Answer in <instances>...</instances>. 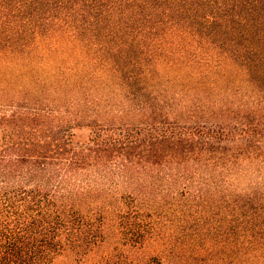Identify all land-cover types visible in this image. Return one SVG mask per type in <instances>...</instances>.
<instances>
[{"label": "trees", "instance_id": "1", "mask_svg": "<svg viewBox=\"0 0 264 264\" xmlns=\"http://www.w3.org/2000/svg\"><path fill=\"white\" fill-rule=\"evenodd\" d=\"M0 130V264H264V0H0Z\"/></svg>", "mask_w": 264, "mask_h": 264}, {"label": "rangeland", "instance_id": "2", "mask_svg": "<svg viewBox=\"0 0 264 264\" xmlns=\"http://www.w3.org/2000/svg\"><path fill=\"white\" fill-rule=\"evenodd\" d=\"M91 129L89 127H80L74 130L73 141L76 145L84 144L88 141L91 135ZM2 136V131L0 130V137Z\"/></svg>", "mask_w": 264, "mask_h": 264}]
</instances>
